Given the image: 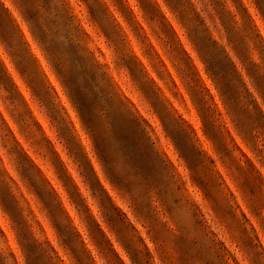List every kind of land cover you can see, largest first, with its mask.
<instances>
[{"label":"clouds","instance_id":"1","mask_svg":"<svg viewBox=\"0 0 264 264\" xmlns=\"http://www.w3.org/2000/svg\"><path fill=\"white\" fill-rule=\"evenodd\" d=\"M0 264H264V0H0Z\"/></svg>","mask_w":264,"mask_h":264}]
</instances>
